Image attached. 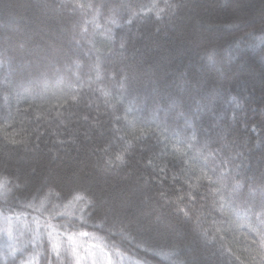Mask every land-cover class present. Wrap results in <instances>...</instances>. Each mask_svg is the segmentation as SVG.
Returning <instances> with one entry per match:
<instances>
[{
    "label": "trees",
    "instance_id": "trees-1",
    "mask_svg": "<svg viewBox=\"0 0 264 264\" xmlns=\"http://www.w3.org/2000/svg\"><path fill=\"white\" fill-rule=\"evenodd\" d=\"M9 221L0 264H264V0H0Z\"/></svg>",
    "mask_w": 264,
    "mask_h": 264
},
{
    "label": "rangeland",
    "instance_id": "rangeland-1",
    "mask_svg": "<svg viewBox=\"0 0 264 264\" xmlns=\"http://www.w3.org/2000/svg\"><path fill=\"white\" fill-rule=\"evenodd\" d=\"M17 229L14 222L9 221L3 226L0 224V239L9 242L12 241ZM76 264H109L110 257L107 252L95 246L92 241H87L81 245L75 246ZM106 254V255H104Z\"/></svg>",
    "mask_w": 264,
    "mask_h": 264
}]
</instances>
